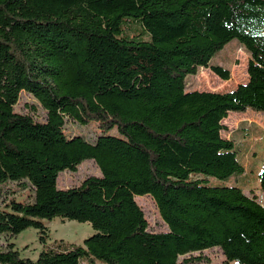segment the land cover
I'll return each instance as SVG.
<instances>
[{
    "label": "trees",
    "instance_id": "1",
    "mask_svg": "<svg viewBox=\"0 0 264 264\" xmlns=\"http://www.w3.org/2000/svg\"><path fill=\"white\" fill-rule=\"evenodd\" d=\"M234 39L248 81L215 92L235 82L211 64ZM201 67L214 91L187 88ZM22 92L45 121L17 110ZM248 109L264 118V0H0V235L33 228L44 245L33 259L10 241L0 264H191L215 247L223 264H264V205L228 183L245 165L221 134ZM86 160L102 174L59 187ZM258 179L264 190V164ZM144 195L167 231L149 229ZM56 218L94 232L48 244Z\"/></svg>",
    "mask_w": 264,
    "mask_h": 264
},
{
    "label": "rangeland",
    "instance_id": "2",
    "mask_svg": "<svg viewBox=\"0 0 264 264\" xmlns=\"http://www.w3.org/2000/svg\"><path fill=\"white\" fill-rule=\"evenodd\" d=\"M248 60L249 54L246 49L236 39L229 42L220 52L214 55L211 64H219L231 70V74L235 78L234 83H246L248 81ZM204 71L214 73L210 68H199L198 73L189 75L186 78V86L188 89H198L200 91H214L212 87H217L223 82L219 76L215 77L210 74L211 80L204 74ZM215 74V73H214ZM232 86L227 85L222 91H231ZM234 89V88H233ZM17 110L23 113L34 115L39 121H45L47 114L39 101L27 92H22L20 101L17 104ZM234 115L232 120H236V114H242V118L231 123L229 119L225 120V130L221 134L226 139H232L239 147V159L248 168L246 175H234L229 180V184H238L244 187L246 193L256 196L264 205V190L260 186L258 173L264 164V118L253 109L244 112H231ZM246 116L253 117L249 119ZM231 118V117H230ZM66 128L73 135L81 134L90 141L95 140V132L92 127H86L75 123L69 119ZM101 170L94 160H86L79 165L76 171L66 170L60 173L58 184L61 188H68L80 184L85 178L93 175H101ZM19 197L25 196L26 193H17ZM0 199V206L2 204ZM137 201L145 212L150 223L149 229L160 232L167 231L168 226L163 220L156 201L150 195L138 196ZM49 237L48 244H54L56 240H64L77 244H82L84 239L94 232L92 226L88 223H80L74 220H62L56 218L47 223ZM15 242L16 248L24 257L36 259L43 249L44 245L40 239V233L36 229H27L16 238L10 239L7 235H0V249H5L8 242ZM200 255L194 253V256ZM204 257L202 262H193L191 264H223L225 256L218 247L210 248L201 253ZM86 264V262H83ZM100 264V263H96ZM230 264H236L232 262Z\"/></svg>",
    "mask_w": 264,
    "mask_h": 264
},
{
    "label": "crops",
    "instance_id": "3",
    "mask_svg": "<svg viewBox=\"0 0 264 264\" xmlns=\"http://www.w3.org/2000/svg\"><path fill=\"white\" fill-rule=\"evenodd\" d=\"M237 86H238V84L234 83V84L232 85L231 89L233 90V88L235 89ZM233 115H234L233 113H230V114H229V120L231 121L232 124L235 123L236 120L242 118V116H243L242 114H239V113H238V114H236V115H238V116H236V117H237L236 120H235V119L232 120V116H233ZM230 117H231V118H230ZM246 117H248L249 119L253 118V117H250V116H246ZM223 123H225L224 120H223ZM246 174H248V168H247V167H245V172H244L243 174H241V175H246ZM245 192H246V191H245Z\"/></svg>",
    "mask_w": 264,
    "mask_h": 264
}]
</instances>
